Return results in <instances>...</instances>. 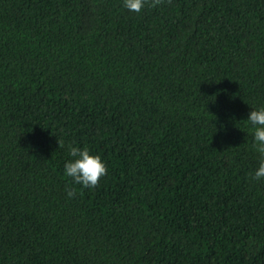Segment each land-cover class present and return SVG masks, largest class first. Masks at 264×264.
<instances>
[{
    "label": "trees",
    "instance_id": "trees-1",
    "mask_svg": "<svg viewBox=\"0 0 264 264\" xmlns=\"http://www.w3.org/2000/svg\"><path fill=\"white\" fill-rule=\"evenodd\" d=\"M258 105L264 0H0V264H264Z\"/></svg>",
    "mask_w": 264,
    "mask_h": 264
},
{
    "label": "clouds",
    "instance_id": "clouds-1",
    "mask_svg": "<svg viewBox=\"0 0 264 264\" xmlns=\"http://www.w3.org/2000/svg\"><path fill=\"white\" fill-rule=\"evenodd\" d=\"M157 2L158 0H153V4ZM145 5L146 0H122L123 8L129 12L140 13ZM244 121L251 134V147L258 154L257 164L250 174L251 179L264 180V105L252 108ZM223 127L225 125L222 123L221 128ZM68 152L71 158L64 161L63 175L71 182L72 186L66 189L67 196L71 198L76 195L74 185L88 189L95 188L100 179L106 175L108 165L101 154L93 152L86 146L69 145Z\"/></svg>",
    "mask_w": 264,
    "mask_h": 264
}]
</instances>
